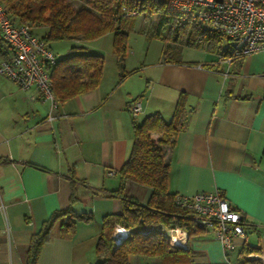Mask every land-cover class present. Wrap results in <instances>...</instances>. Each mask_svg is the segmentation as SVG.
<instances>
[{
  "label": "crops",
  "instance_id": "crops-1",
  "mask_svg": "<svg viewBox=\"0 0 264 264\" xmlns=\"http://www.w3.org/2000/svg\"><path fill=\"white\" fill-rule=\"evenodd\" d=\"M162 49L141 72L125 66L135 72L120 80L116 65L94 90L56 108L34 87L21 89L0 74V264H26L32 235L54 210L69 206L93 218L76 222L69 237L61 234L65 217L55 222L36 264H96L102 217L122 208L109 191L119 187L132 147L128 106L136 97L142 105L137 122L154 112L169 121L177 101H184L183 129L173 145L162 147L169 192L220 191L245 214L246 239L233 238L229 251L214 230L190 238L172 231L190 255L168 264H264V49L231 62L216 52L202 61L165 62ZM124 185L127 195L148 202L150 187L131 180ZM125 230L118 226L115 236ZM243 246L260 252L243 254ZM129 262L163 264L138 255Z\"/></svg>",
  "mask_w": 264,
  "mask_h": 264
},
{
  "label": "trees",
  "instance_id": "trees-1",
  "mask_svg": "<svg viewBox=\"0 0 264 264\" xmlns=\"http://www.w3.org/2000/svg\"><path fill=\"white\" fill-rule=\"evenodd\" d=\"M12 20L17 23L43 26L46 31L40 37L49 41L70 40L75 45L66 57L57 60L50 69L51 90L56 107L82 93L94 90L102 77L103 56L89 53L77 41L93 40L107 32L114 35L113 50L121 70L120 80L135 70L125 72L124 58L127 51V31L121 23L138 13L157 14L158 19L153 35L176 43H186L194 47L203 44L208 50L226 56L227 48L217 52L215 49L224 34L202 26L199 23L183 22L169 16L165 10L166 0H85L77 9L68 0H0ZM135 12L131 14L129 12ZM169 25V35H164L163 27ZM187 28L190 33L187 34ZM33 31V30H32ZM187 34V35H186ZM226 39H228L226 37ZM4 43L0 35V46ZM204 45V46H205ZM0 51L2 48L0 47ZM165 62H181L177 47L164 45L162 49ZM5 52L3 55L5 56ZM3 56V57H4ZM241 57H235L237 61ZM220 60V58H219ZM187 113L184 101L179 99L173 115L165 121L159 112L143 117L140 121L132 118L133 143L129 155L119 170V187L109 191L121 199L122 208L118 213H108L102 217L101 230L96 245L98 261L96 264H130L129 256L157 257L163 264L173 263L180 258H188L189 247H173L164 229H181L192 237L205 229L198 227L192 220L191 211L181 207L167 187L169 168L163 156L164 145H173L179 131L183 129ZM152 133L159 135L154 140ZM131 180L152 189L146 204L138 202L124 191V182ZM220 192V191H219ZM221 195H223L220 192ZM75 199L72 194L71 201ZM62 217L61 234L69 237L74 233L78 221L89 222L91 212L78 213L70 206L54 210L32 235L26 256V264H36L42 243L48 238L50 229ZM118 226L129 229L126 236L116 241L114 234ZM246 227V224L244 226ZM260 252L258 248L243 246L242 253Z\"/></svg>",
  "mask_w": 264,
  "mask_h": 264
},
{
  "label": "built area",
  "instance_id": "built-area-1",
  "mask_svg": "<svg viewBox=\"0 0 264 264\" xmlns=\"http://www.w3.org/2000/svg\"><path fill=\"white\" fill-rule=\"evenodd\" d=\"M165 10L180 23H199L224 34L228 38V53L225 57L219 55L220 60L231 62L235 57L264 49V0H166ZM129 13L135 14L134 11ZM0 35L6 49L0 60V74L21 89L34 87L42 99L56 108L50 79V69L56 63L55 54L40 36L33 33L29 24L15 23L1 2ZM128 111L131 118L141 114L139 97L129 103ZM175 199L181 207L191 211L192 220L198 227L214 230L225 250L233 248V238L246 239L245 214L235 210L219 191L177 194ZM160 228L171 246L183 245L180 238L174 240L170 234L179 229ZM128 233L129 229L120 231L116 241Z\"/></svg>",
  "mask_w": 264,
  "mask_h": 264
},
{
  "label": "rangeland",
  "instance_id": "rangeland-1",
  "mask_svg": "<svg viewBox=\"0 0 264 264\" xmlns=\"http://www.w3.org/2000/svg\"><path fill=\"white\" fill-rule=\"evenodd\" d=\"M68 2L77 9L85 2V0H68ZM157 19L158 15L155 13L149 15L148 13H138L135 17L127 18L121 23V26L127 31V51L124 58V67L126 66L131 69H136L137 67L138 71H140V66L149 62H155L161 57V49L165 44L172 46L173 48L177 47L178 55L183 59L202 61L207 57L213 56V52L209 53L208 46L205 44L200 47H194L186 43H176L171 41L168 24L163 27L162 32L164 35H169V40L160 39L154 36L152 32L156 26ZM32 30L36 36H41L46 31V28L43 26H34ZM190 31V28H187V34L190 33ZM113 40V33L107 32L93 40L82 41L81 44L85 51L103 56L102 76L108 74L114 66L118 65L117 57L113 50ZM2 44L4 45V43ZM227 44L228 39L223 37L215 50L220 52L227 46ZM73 45H75V42L70 40H56L49 41L48 43V46L55 54L57 60L70 54ZM173 233L174 232L171 234L174 236Z\"/></svg>",
  "mask_w": 264,
  "mask_h": 264
},
{
  "label": "bare ground",
  "instance_id": "bare-ground-1",
  "mask_svg": "<svg viewBox=\"0 0 264 264\" xmlns=\"http://www.w3.org/2000/svg\"><path fill=\"white\" fill-rule=\"evenodd\" d=\"M173 234H174V236H173L174 239L179 238L178 236H176L175 232ZM176 240H178V239H176Z\"/></svg>",
  "mask_w": 264,
  "mask_h": 264
},
{
  "label": "clouds",
  "instance_id": "clouds-1",
  "mask_svg": "<svg viewBox=\"0 0 264 264\" xmlns=\"http://www.w3.org/2000/svg\"><path fill=\"white\" fill-rule=\"evenodd\" d=\"M123 228H124V227H123ZM115 233H116V231H115ZM122 236H124V235H122ZM122 236H121V237H122ZM114 237H115V239H116L117 236H115V234H114Z\"/></svg>",
  "mask_w": 264,
  "mask_h": 264
},
{
  "label": "water",
  "instance_id": "water-1",
  "mask_svg": "<svg viewBox=\"0 0 264 264\" xmlns=\"http://www.w3.org/2000/svg\"><path fill=\"white\" fill-rule=\"evenodd\" d=\"M118 235H120V234H118ZM118 235H117V236H118ZM178 246H181V245H178Z\"/></svg>",
  "mask_w": 264,
  "mask_h": 264
}]
</instances>
